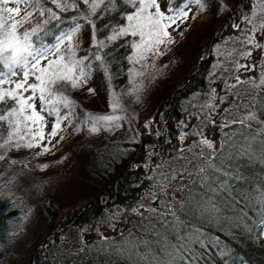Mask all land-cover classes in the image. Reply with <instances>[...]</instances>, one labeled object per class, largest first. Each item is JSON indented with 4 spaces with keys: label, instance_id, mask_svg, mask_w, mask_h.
Segmentation results:
<instances>
[{
    "label": "snow or ice",
    "instance_id": "6c2138e0",
    "mask_svg": "<svg viewBox=\"0 0 264 264\" xmlns=\"http://www.w3.org/2000/svg\"><path fill=\"white\" fill-rule=\"evenodd\" d=\"M193 4L199 12L206 10L205 0H180L175 6L174 0H169L165 10L160 0H0V161L7 159L9 152L22 148H40L37 155L50 152L63 126L74 120L93 134L119 127L123 117L115 113L122 111V104L115 92L109 100L113 114L85 112L81 119L66 88L85 87L95 71L94 64L110 81V53L106 49L126 38L138 39L128 41L131 53L125 59L146 67L141 62L163 55L161 46L175 42L168 29H179L190 18ZM226 7L221 5L222 10ZM70 10L79 12V18L73 16L74 23L49 42L46 26ZM37 14L43 19L26 27ZM113 14L120 17L116 23L111 22ZM105 18L109 22L98 28L97 21ZM81 22L91 28V44L84 55H80ZM242 24L233 22L232 28L239 35L230 38V48L217 46L225 95L217 96L212 89L208 101L201 105L207 109L202 125L215 127L214 117L221 110L224 113L219 125L223 133L219 147L197 127L193 132L198 139L192 147L180 150L175 167L172 163L157 166L165 169L160 172L155 185L158 192L153 195V202L160 208L140 211L141 216L150 212L146 217L149 227L139 236L130 233L131 238L117 249L127 252L130 260L135 257L134 264H204L207 252L219 246V237H212L203 224L242 221L249 206L258 208L260 224L264 226V186L254 192L237 191L232 181L242 177L224 170L238 159L264 161V56L259 63L240 62L249 60L254 50L264 52V44L257 39L258 35L264 37V0H253ZM104 32L108 34L104 36ZM257 68L258 77L243 79L240 75L241 70L254 72ZM129 72L143 75L134 68ZM94 91L88 88L89 93ZM221 105L227 107L221 109ZM49 118L52 126L46 132ZM234 126L235 130L225 131ZM186 136L182 133L180 139ZM63 138L60 136V140ZM177 193L182 197L178 198ZM229 212L236 215L230 217Z\"/></svg>",
    "mask_w": 264,
    "mask_h": 264
},
{
    "label": "trees",
    "instance_id": "16d2710c",
    "mask_svg": "<svg viewBox=\"0 0 264 264\" xmlns=\"http://www.w3.org/2000/svg\"><path fill=\"white\" fill-rule=\"evenodd\" d=\"M216 0H205V4ZM180 0H174L175 4ZM253 0H234L227 9L225 17L219 18L217 9L210 12L206 5L203 12L196 11L194 17L202 13L215 15V22L204 20L201 32L194 36V50L192 65L185 74L168 90L157 102L156 113L152 116L151 126L145 124L138 126L133 131L130 139L107 140L94 148L92 159L85 166V173L93 181L94 193L88 195L75 205L60 210L51 200L41 202L45 227L37 230L27 240L24 255H14L11 247L15 238L20 235L21 219L27 214L28 204L21 199V194H12L9 180L2 181L3 174L10 173L12 162L8 158L0 161V262L4 264H134L135 257L131 260L127 252L117 249L133 236H139L149 227L147 216L150 212L144 209H158L160 204L153 202V195L158 192L157 181L160 172L164 171L160 165L172 163L181 155V149L193 146L197 135L192 132L194 128L203 129V134L216 142L219 147L223 133L219 125L223 121L224 113L219 111L214 118L216 126L202 125L201 118L207 109L201 105L199 97L218 89L217 96H224V78L220 69L214 65L215 46L231 47L230 38L239 33L232 28L233 22L241 23L244 15L251 8ZM45 6L53 7L51 4ZM83 9V6H81ZM80 13L67 11L60 13L59 20H51L46 26V39L52 42V37L62 30L70 27L74 21L73 16L79 18ZM112 23L120 20L113 14ZM109 19L97 21V27L102 28ZM83 24V22H81ZM243 26V24H242ZM90 39L87 46L80 53L89 51L91 44V28L83 24L82 31ZM108 33L104 32L106 36ZM130 39L121 40L115 46L106 49L110 55L109 70L111 80L106 79L105 72L94 64L93 76L101 75V79L113 89H118L126 81L128 61L125 59L130 54L127 43ZM258 41L264 44V37L257 36ZM123 45V46H122ZM259 51L256 63L261 62L264 52ZM259 76L260 69H256ZM243 78V77H242ZM247 79V78H243ZM220 87V88H219ZM209 98V95H207ZM229 103L232 96L228 95ZM227 105H221L223 109ZM188 127L193 136L188 140H181L182 133ZM226 129L225 131L235 130ZM187 155V153H184ZM225 171L242 177L233 180L232 184L237 191L248 193L249 189L264 186V161L258 158L234 160L231 165H226ZM3 172V173H2ZM184 183H187L185 179ZM183 194L177 193L181 198ZM139 210V211H134ZM246 217L241 221L230 219L227 222H205L204 229L212 236L219 237V246L209 250L205 256L204 264H264V231L260 224L258 208L249 206L245 208ZM228 216L234 217L236 213L229 212ZM112 227L110 232H96L97 227Z\"/></svg>",
    "mask_w": 264,
    "mask_h": 264
},
{
    "label": "rangeland",
    "instance_id": "374dc122",
    "mask_svg": "<svg viewBox=\"0 0 264 264\" xmlns=\"http://www.w3.org/2000/svg\"><path fill=\"white\" fill-rule=\"evenodd\" d=\"M233 1L216 0V2H210V5H206L210 12L217 9L219 12L218 19H223ZM160 4L161 9L165 10L169 5V0H160ZM221 5H226V9L222 10ZM191 7L190 18L180 24L179 29L176 31H173L172 28L168 29L172 33L175 42L161 46L163 55L150 56L147 61L141 62L146 64V67L128 62L126 81L120 84L118 89H113L109 84H106L101 79V75H92L89 83L81 89L66 88V94L75 102L76 114L81 119L85 112L113 114L109 110V100L111 93L115 92L122 104V111L115 113L123 117L119 122V127L93 134L87 130V127L79 125L78 120H74L71 124L63 126L60 135L52 141L55 146L48 153L37 155L41 151L37 147L22 148L18 151L9 152L10 159L16 161V163L11 162L8 164V166H12L10 167L11 172H4L2 181L9 180L12 194H21V199L26 200V204H28L27 214L21 219L19 225L21 233L15 238L11 247L14 255L23 256L27 240L37 230L45 227V219L40 207L42 201L51 200L57 204L58 209L64 210L66 207L75 205L82 198L94 193L93 181L85 173V166L92 159L95 147L107 140L130 139L133 137V131L142 124L151 126L150 122L152 116L156 113L157 102L164 93L176 85L192 65L195 46L193 37L200 34L203 21L208 19L215 22L218 20L211 13H202L194 17L197 6L193 4ZM42 19L37 14L26 27H33ZM89 39L85 32L80 33L81 49L87 46ZM219 46L221 49L224 48L222 45ZM214 52V65L217 66L222 63L217 46H215ZM80 55L84 54L80 53ZM258 56L259 51L254 50L249 60H241L240 62L256 63ZM130 68L142 72L143 75L134 76L129 72ZM220 75L224 78L221 69ZM240 75L243 78L258 77L256 71L244 72L241 70ZM88 88L95 91L89 93ZM215 90L216 93L220 91L218 87ZM210 94L211 92L208 93V91L205 94H199L202 95L199 100L205 101V99H208L207 95L210 96ZM37 108H39V101H37ZM51 126L52 120L49 118L45 131H50ZM78 126L81 127V131H76ZM184 130L187 131L185 140L190 139L193 136V131L189 130L188 127H185ZM60 136L64 137L63 140H60ZM57 141L59 142L57 143ZM42 165H47V167L42 168ZM111 230L112 227L109 226L95 228L97 233L110 232ZM0 264L4 263L0 262Z\"/></svg>",
    "mask_w": 264,
    "mask_h": 264
}]
</instances>
